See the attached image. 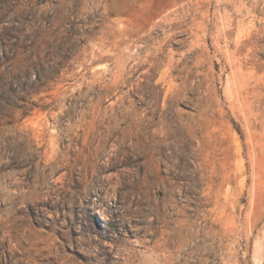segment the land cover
I'll list each match as a JSON object with an SVG mask.
<instances>
[{
	"label": "rangeland",
	"instance_id": "rangeland-1",
	"mask_svg": "<svg viewBox=\"0 0 264 264\" xmlns=\"http://www.w3.org/2000/svg\"><path fill=\"white\" fill-rule=\"evenodd\" d=\"M0 264H264V0H0Z\"/></svg>",
	"mask_w": 264,
	"mask_h": 264
},
{
	"label": "trees",
	"instance_id": "trees-1",
	"mask_svg": "<svg viewBox=\"0 0 264 264\" xmlns=\"http://www.w3.org/2000/svg\"><path fill=\"white\" fill-rule=\"evenodd\" d=\"M30 69V68H29ZM29 69H27V70H29ZM27 73H28V71H27ZM28 75V74H27ZM26 80H29V77H26Z\"/></svg>",
	"mask_w": 264,
	"mask_h": 264
}]
</instances>
